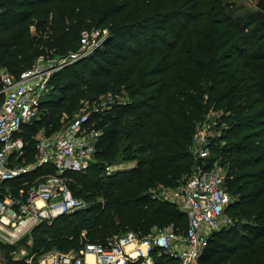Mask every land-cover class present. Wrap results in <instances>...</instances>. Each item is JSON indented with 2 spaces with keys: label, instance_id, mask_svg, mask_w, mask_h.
<instances>
[{
  "label": "trees",
  "instance_id": "trees-1",
  "mask_svg": "<svg viewBox=\"0 0 264 264\" xmlns=\"http://www.w3.org/2000/svg\"><path fill=\"white\" fill-rule=\"evenodd\" d=\"M91 27L110 34L94 53L51 75L39 117L19 131V162L34 160L39 131H58L84 101L108 95L126 101L91 114L101 131L94 159L64 173L73 195L88 205L33 227L30 250L77 251L169 224L183 231L184 213L151 190L213 162L193 152L191 137L215 111L213 120L225 125L208 144L226 169L231 200L224 214L233 224L212 232L197 264H264V0L240 13L235 0H0V70L18 75L39 55H66ZM124 159L135 162L107 171ZM46 171L52 168L39 166L11 184ZM152 258L180 264L157 250Z\"/></svg>",
  "mask_w": 264,
  "mask_h": 264
},
{
  "label": "built area",
  "instance_id": "built-area-1",
  "mask_svg": "<svg viewBox=\"0 0 264 264\" xmlns=\"http://www.w3.org/2000/svg\"><path fill=\"white\" fill-rule=\"evenodd\" d=\"M106 28L91 27L80 32L78 46L63 56L39 55L34 63L18 75L0 70V241L15 245L42 221L84 208L81 197L73 195L64 173L82 171L90 163L101 133L92 126L90 116L103 113L112 101L125 103L122 96L108 95L102 105L78 112L64 127L51 134L39 131L36 136L34 160L19 162L24 142L19 135L23 125L39 117L40 103L49 90L51 75L102 46L109 35ZM207 129L197 126L192 134L193 152L202 159L209 155ZM49 165L52 171L25 179L16 186L17 177ZM107 171L112 167L107 166ZM226 169L219 165L195 168L172 189L157 186L151 197L175 204L186 217V227L176 232L172 225L152 229L139 236L127 231L106 243H86L72 252L46 251L38 256L26 255V264H153V252L164 253L180 264H197L202 247L213 231L230 223L224 209L231 200L225 187ZM10 182V183H9ZM9 183V185L7 184ZM92 254L93 261L87 260Z\"/></svg>",
  "mask_w": 264,
  "mask_h": 264
},
{
  "label": "rangeland",
  "instance_id": "rangeland-1",
  "mask_svg": "<svg viewBox=\"0 0 264 264\" xmlns=\"http://www.w3.org/2000/svg\"><path fill=\"white\" fill-rule=\"evenodd\" d=\"M258 1L259 0H235L236 13L243 12L244 10H247V9L257 10L258 9ZM30 29L34 30L33 27H31ZM85 29H88V28H85ZM2 68H5V67H2ZM104 101H105V99H104L103 96H101L97 101H95V103L94 102L93 103H88V101H84L83 102L84 106L80 107L79 111H83V110L86 111V110H89L90 108H92V106L102 105V103H104ZM76 113L73 116H75ZM218 114L219 113L215 112V111L208 112V114H207V116H206V118H205V120H204V122L202 124V127L204 129H207L206 133H207V136H208V138H207L208 141H210V139L215 138L218 135V131L222 127H224V125H225L224 123L219 124V120L218 119L217 120H213L214 116H218ZM69 121L70 120H67L66 124ZM216 153H217L216 151H213L211 149L209 151L208 158H212V159L214 158L213 162H211V166H215V165H219L220 164V159L219 158H215ZM134 162H135L134 159H124V160H121L119 163L112 164L110 167H112V169L130 167V166H132L134 164ZM191 172H195V170H193ZM181 182H182V180H179L177 183L162 184V185L158 184L157 186L158 187L159 186H163V187H165L167 189H172L176 185H179ZM81 198L84 200L85 205L87 206L88 205V201L84 197H81ZM232 224H233V220H230V223H228V225L224 226V227H226V228L228 227L229 228ZM31 230L27 234H25L26 236L25 235L20 236V238L17 240L15 245H10V246H12V249L9 248L10 250H8L7 253H6V249H8V248L2 247L1 245H4V243L0 241V263L6 262L7 258H12V260H16V261H19L22 264H26V262H25L26 256L22 255L20 253V251L21 252L24 251L26 253V255H31V256H36L38 254V253H36V251L32 252L30 250V248L33 246L31 235H29ZM20 240L22 241L21 244L19 243ZM53 250L54 251H61V252H72V251H75L70 246L69 247H65L63 249L52 248L49 251H53Z\"/></svg>",
  "mask_w": 264,
  "mask_h": 264
},
{
  "label": "crops",
  "instance_id": "crops-1",
  "mask_svg": "<svg viewBox=\"0 0 264 264\" xmlns=\"http://www.w3.org/2000/svg\"><path fill=\"white\" fill-rule=\"evenodd\" d=\"M87 260L89 261H93L94 260V257L92 254H87L86 257H85Z\"/></svg>",
  "mask_w": 264,
  "mask_h": 264
}]
</instances>
